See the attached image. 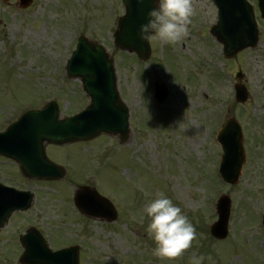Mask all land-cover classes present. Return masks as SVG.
<instances>
[{
	"label": "rangeland",
	"instance_id": "rangeland-1",
	"mask_svg": "<svg viewBox=\"0 0 264 264\" xmlns=\"http://www.w3.org/2000/svg\"><path fill=\"white\" fill-rule=\"evenodd\" d=\"M16 3L0 0V131L23 111L50 100L63 115L87 104L80 84L64 72L76 39L83 35L111 56L130 112L131 136L125 145L101 136L59 151L48 149L47 155L65 170L55 184L19 182L18 169L0 160V183L35 198L30 211L19 215L24 221L17 218L16 223L13 216L9 229L17 231L28 221L72 240L70 235L86 224V235L79 236L82 264H191L199 255L205 257L203 264H264V21L258 14V46L231 60L223 58L221 46L207 34L210 24L195 23L177 44L151 40L150 58L141 63L113 47L123 12L120 0H33L26 10ZM238 70L249 94L243 105L234 101ZM155 81L168 90L162 104L153 99ZM227 118H237L246 155L234 186L217 174L222 152L215 133ZM81 186L110 197L118 221L86 223L69 208L67 201ZM161 192L182 208L197 232L192 246L172 260L153 254L150 218L145 214L141 220L147 203ZM221 195L230 200L228 235L215 241L207 229L217 218L215 203ZM21 253L17 246L0 243V264H18Z\"/></svg>",
	"mask_w": 264,
	"mask_h": 264
},
{
	"label": "water",
	"instance_id": "water-1",
	"mask_svg": "<svg viewBox=\"0 0 264 264\" xmlns=\"http://www.w3.org/2000/svg\"><path fill=\"white\" fill-rule=\"evenodd\" d=\"M259 8L264 17V0ZM31 0H20V6L26 8ZM126 14L119 20L114 35V46L123 51L135 53L145 61L149 58L148 41L139 37L140 25L146 22L147 12L154 5L153 0H122ZM217 2V0H216ZM220 3V5H219ZM219 20L212 28V35L223 45L225 58H232L238 52L254 48L258 42V32L251 8L244 0H218ZM66 75L79 79L84 92L90 98L89 106L80 114L71 118L59 119L54 102L40 111L26 113L5 133L0 134V155L16 161L21 172L28 178L38 180H59L64 176L63 169L48 161L43 154V144L64 145L67 143L88 141L100 134L119 135L121 143L128 138V113L121 103L115 89V77L110 57L102 46L80 37L76 50L66 65ZM240 75L237 74V77ZM155 98L161 102L167 96L163 86L155 84ZM236 100L244 102L246 93L243 87L237 90ZM218 142L223 150L220 175L225 183H237L240 168L244 162L241 148V135L233 120H228L219 134ZM87 189L76 197L79 207L87 214L114 220V211L108 213L104 201ZM26 196V195H25ZM18 198V197H17ZM229 200L222 197L218 202V221L211 227V234L217 239L226 237L229 215ZM14 206L13 208L17 207ZM4 217L12 211L10 206H0ZM6 210V211H5ZM264 222V217H263ZM32 247L26 249L24 261L27 264H62L55 259L46 263H33L36 255ZM67 254H69L67 252ZM67 264H76L69 260Z\"/></svg>",
	"mask_w": 264,
	"mask_h": 264
},
{
	"label": "clouds",
	"instance_id": "clouds-1",
	"mask_svg": "<svg viewBox=\"0 0 264 264\" xmlns=\"http://www.w3.org/2000/svg\"><path fill=\"white\" fill-rule=\"evenodd\" d=\"M195 14L193 0H156L155 7L147 12L146 22L140 25L139 37L142 41L177 44L189 36ZM145 214L150 218L147 231L155 242L154 255L172 260L192 246L197 237L196 228L172 198L158 193L143 209L141 220ZM204 259L203 255L193 256L191 264H203Z\"/></svg>",
	"mask_w": 264,
	"mask_h": 264
},
{
	"label": "flooded vegetation",
	"instance_id": "flooded-vegetation-1",
	"mask_svg": "<svg viewBox=\"0 0 264 264\" xmlns=\"http://www.w3.org/2000/svg\"><path fill=\"white\" fill-rule=\"evenodd\" d=\"M193 5L196 10V14L192 17V23L189 27H192L193 25H195V23L214 22V19H215V16H213L214 8L212 7L209 0H193ZM27 212H15L14 214L11 215V217L8 219V221L3 226V228L0 229V234L2 232L3 233L8 232V236L6 239H3L2 237H0V243L10 244L12 248L15 246L21 248V241H20L21 236L25 235V233L29 229L33 228V225L30 224V222L25 221L27 223L24 226L18 227L17 231H13L12 229H9V225H10V222L12 223L11 219L13 216L16 217V221H15L16 223L18 222L17 218L18 220L24 221V219L19 217V215H24ZM22 229L24 230L23 232H21ZM36 231L45 239L46 243L52 249V251H57V250L64 249L65 247L70 246V245H64L65 240L60 239L62 234L59 231L55 233L54 230L48 231L46 228H40V229L36 228ZM79 253L81 254V251H79Z\"/></svg>",
	"mask_w": 264,
	"mask_h": 264
},
{
	"label": "bare ground",
	"instance_id": "bare-ground-1",
	"mask_svg": "<svg viewBox=\"0 0 264 264\" xmlns=\"http://www.w3.org/2000/svg\"><path fill=\"white\" fill-rule=\"evenodd\" d=\"M260 108H264V100L262 101V104L260 105Z\"/></svg>",
	"mask_w": 264,
	"mask_h": 264
}]
</instances>
